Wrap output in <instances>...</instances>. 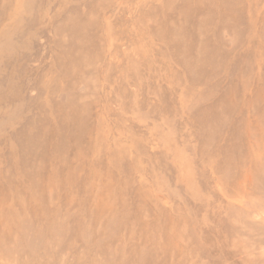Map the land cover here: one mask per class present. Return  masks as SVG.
<instances>
[{
  "label": "rangeland",
  "instance_id": "374dc122",
  "mask_svg": "<svg viewBox=\"0 0 264 264\" xmlns=\"http://www.w3.org/2000/svg\"><path fill=\"white\" fill-rule=\"evenodd\" d=\"M0 264H264V0H0Z\"/></svg>",
  "mask_w": 264,
  "mask_h": 264
}]
</instances>
